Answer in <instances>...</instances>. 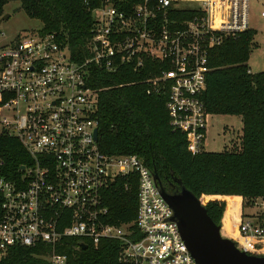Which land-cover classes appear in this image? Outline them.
<instances>
[{
	"label": "built area",
	"instance_id": "built-area-1",
	"mask_svg": "<svg viewBox=\"0 0 264 264\" xmlns=\"http://www.w3.org/2000/svg\"><path fill=\"white\" fill-rule=\"evenodd\" d=\"M93 16L82 60L55 32L0 43V136L18 138L32 158L16 178L0 175V255L46 244L49 264H67L58 251L65 238L95 246L112 239L123 264H200L154 170L137 154L100 149L98 94L89 76L92 67L146 71L133 83H145L149 95L167 94L170 125L187 135L192 154H201L210 116L203 100L209 51L252 29L251 0H100ZM123 177L137 181L138 210L134 221L114 224L105 193ZM254 206L262 211L255 221L242 207L229 221L237 246L264 256V197Z\"/></svg>",
	"mask_w": 264,
	"mask_h": 264
},
{
	"label": "trees",
	"instance_id": "trees-1",
	"mask_svg": "<svg viewBox=\"0 0 264 264\" xmlns=\"http://www.w3.org/2000/svg\"><path fill=\"white\" fill-rule=\"evenodd\" d=\"M7 3L8 0H0V16ZM99 4L100 0H21L26 14L42 22L37 32L58 33L80 60L88 55L86 44L95 22L93 9ZM256 34L252 28L237 38L226 37L209 51L212 69L203 100L210 114L242 118L239 148L192 154L187 135L170 125L167 94L149 95L145 83H133L145 79L148 73L135 72L129 65H123L114 73L92 67L89 76L88 85L98 94L95 115L99 120L100 149L111 155H139L158 172L164 186L166 179L174 181L173 175L181 178L218 224H222L226 206L220 197L227 196V216L240 212L238 196L243 198V210L254 206L256 198L264 197V71L249 72L248 65L257 45ZM0 156L4 159L0 175L10 178L21 174L22 165L32 163L28 151L13 136H0ZM105 194L112 223L135 220L138 210L135 179L119 178ZM230 227L226 223L229 232ZM79 242V238H65L59 247L60 253L68 255L67 264H123L119 261L118 240L103 239L97 246L88 243L87 249L80 248ZM50 251L46 244L13 247L0 255V264H49L37 257Z\"/></svg>",
	"mask_w": 264,
	"mask_h": 264
},
{
	"label": "water",
	"instance_id": "water-1",
	"mask_svg": "<svg viewBox=\"0 0 264 264\" xmlns=\"http://www.w3.org/2000/svg\"><path fill=\"white\" fill-rule=\"evenodd\" d=\"M8 17V14L4 15L0 23ZM154 178L159 192L174 210L173 219L182 237L200 264H264V256L248 253L240 249L234 239L223 236L222 225L213 220L201 199L186 187L181 178L173 175L178 185L176 191H169L164 186L156 170ZM79 246L88 248L83 242H79Z\"/></svg>",
	"mask_w": 264,
	"mask_h": 264
},
{
	"label": "rangeland",
	"instance_id": "rangeland-1",
	"mask_svg": "<svg viewBox=\"0 0 264 264\" xmlns=\"http://www.w3.org/2000/svg\"><path fill=\"white\" fill-rule=\"evenodd\" d=\"M262 11H264V0H251V27L257 31L255 36L257 45L254 47L248 60V65L252 72L264 71V17L261 16ZM7 14L9 17L3 19L0 23V43L27 35L42 27V22L40 20L30 18L22 9L21 0H8V3L4 6V14L0 16V19ZM242 133L243 121L240 116L210 114L206 131L205 151L220 152L226 148H239ZM205 198L211 199L207 195H205ZM219 200H224L226 203L221 220V223L225 225L226 220H230L232 216H227L228 200L226 197H220ZM242 211L245 218L252 219L253 221L256 220L255 215H259L262 212L260 206H246L244 210L242 206ZM231 221H233V219ZM224 231L227 232L225 228ZM235 232L238 233V230ZM232 235L233 237L237 236L235 234ZM233 237L232 239H234ZM37 258L48 262L49 256L43 254L39 255Z\"/></svg>",
	"mask_w": 264,
	"mask_h": 264
},
{
	"label": "crops",
	"instance_id": "crops-1",
	"mask_svg": "<svg viewBox=\"0 0 264 264\" xmlns=\"http://www.w3.org/2000/svg\"><path fill=\"white\" fill-rule=\"evenodd\" d=\"M225 197H227V196H225ZM238 197L241 198V200H240V204H241V207H242L243 198H242L241 196H238ZM227 221H228V222H227ZM227 221H226V222L229 223V220H227ZM226 222H225V225L222 224V232H223V235L232 238V237H233L232 234L235 233L236 230H235V228L232 226V224L229 223L230 226H231V227H230V232L228 231V229H226L227 232H225V231H224V228L226 227ZM233 238H234V237H233Z\"/></svg>",
	"mask_w": 264,
	"mask_h": 264
},
{
	"label": "flooded vegetation",
	"instance_id": "flooded-vegetation-1",
	"mask_svg": "<svg viewBox=\"0 0 264 264\" xmlns=\"http://www.w3.org/2000/svg\"><path fill=\"white\" fill-rule=\"evenodd\" d=\"M165 187L169 190V191H176L178 190V186L174 183V181H170L169 179H166L165 182Z\"/></svg>",
	"mask_w": 264,
	"mask_h": 264
},
{
	"label": "bare ground",
	"instance_id": "bare-ground-1",
	"mask_svg": "<svg viewBox=\"0 0 264 264\" xmlns=\"http://www.w3.org/2000/svg\"><path fill=\"white\" fill-rule=\"evenodd\" d=\"M237 234H238V233L236 232L235 235H237ZM235 235H234V236H235Z\"/></svg>",
	"mask_w": 264,
	"mask_h": 264
}]
</instances>
